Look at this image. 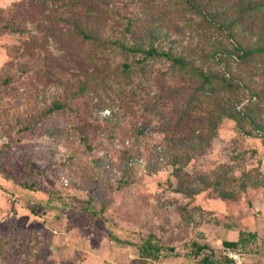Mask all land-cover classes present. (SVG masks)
<instances>
[{"label":"rangeland","instance_id":"rangeland-1","mask_svg":"<svg viewBox=\"0 0 264 264\" xmlns=\"http://www.w3.org/2000/svg\"><path fill=\"white\" fill-rule=\"evenodd\" d=\"M79 1L0 0V264H231L240 230L257 231L242 264H264V0H199L260 46L246 59L187 0ZM120 43L241 86L202 90ZM158 143L145 169L104 168L131 150L151 162ZM148 236L157 257L138 247Z\"/></svg>","mask_w":264,"mask_h":264},{"label":"trees","instance_id":"trees-1","mask_svg":"<svg viewBox=\"0 0 264 264\" xmlns=\"http://www.w3.org/2000/svg\"><path fill=\"white\" fill-rule=\"evenodd\" d=\"M53 2L56 5H62V6H73L75 4H80L79 0H53ZM188 4L194 8L196 11L203 14L206 19L210 21V23L217 28L218 30L222 31L233 43L234 50L229 52L232 56H237L240 59H246L247 57L251 56L256 50L260 49V46L248 48L245 47L243 44H241L239 41H237L232 35L231 27L227 24H225L223 21L216 19V17L210 16L207 11H205V6L199 2V0H187ZM247 9V8H246ZM79 33L84 39H97V35H92L91 32L87 30V28L84 25L79 24ZM123 48L127 50H142L145 52V56H155L160 58H167L168 60H171V64L173 66L178 67L183 74L189 75L192 78L199 80V85L202 90H207L210 88L213 90L212 82L213 80H217L223 84L226 88L230 89H236L237 87L241 86V83L239 82V79L232 75L230 72L225 74H218L214 72H207L204 69H202L199 65L185 59L182 56L173 55L169 51L165 50H158L156 47L151 46L148 49H142L138 46H127L123 43H120ZM126 69H129L128 65L125 66ZM56 107H60L61 103L59 101H55ZM263 141H264V133H263ZM135 151H129L126 153L125 157L119 161H116L115 157L103 155V164L104 168L108 170L110 173H115L120 170H126L127 168H131L132 166H129L127 164V159L133 155ZM165 155V150H164ZM158 161V160H156ZM113 169H116L115 171ZM33 209V207H32ZM257 237V231L252 230H240L239 237L237 239H227L224 241V244L230 245L234 248H239L243 246H247V244L251 243L253 240H255ZM200 247H206L207 243H204L203 245H199ZM138 247L140 248L143 257H157L159 256L160 252L163 250V245L156 239H154L152 236H148L143 241L138 243ZM140 259V258H139ZM138 259V260H139ZM137 260V259H134ZM199 264H219L218 261L211 256L210 254H205L201 259Z\"/></svg>","mask_w":264,"mask_h":264},{"label":"built area","instance_id":"built-area-1","mask_svg":"<svg viewBox=\"0 0 264 264\" xmlns=\"http://www.w3.org/2000/svg\"><path fill=\"white\" fill-rule=\"evenodd\" d=\"M103 112L104 114L110 113V109L105 108ZM127 142H129V140H127ZM164 150H165V147L162 143L156 144V147H155L156 158L151 162L148 161L146 155H144L142 152L135 151V153H133V155H131L127 159V164L132 167H141L145 169L147 166H149L156 160L158 161L164 160L165 158ZM113 170L115 171L116 169H113ZM222 251L226 256H228L231 259V264H242L243 263L242 252L237 250L236 248L225 244L222 248Z\"/></svg>","mask_w":264,"mask_h":264},{"label":"crops","instance_id":"crops-1","mask_svg":"<svg viewBox=\"0 0 264 264\" xmlns=\"http://www.w3.org/2000/svg\"><path fill=\"white\" fill-rule=\"evenodd\" d=\"M239 237V236H238ZM237 239V238H236Z\"/></svg>","mask_w":264,"mask_h":264}]
</instances>
